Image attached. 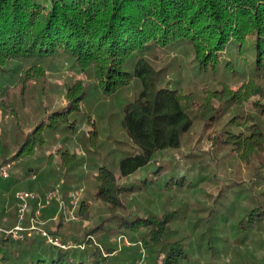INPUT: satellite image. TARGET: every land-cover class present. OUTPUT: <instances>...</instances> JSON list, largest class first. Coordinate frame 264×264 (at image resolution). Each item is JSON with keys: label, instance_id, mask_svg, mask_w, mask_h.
I'll return each mask as SVG.
<instances>
[{"label": "trees", "instance_id": "1", "mask_svg": "<svg viewBox=\"0 0 264 264\" xmlns=\"http://www.w3.org/2000/svg\"><path fill=\"white\" fill-rule=\"evenodd\" d=\"M247 46L254 53L249 83L230 88L222 77L218 81L222 92H211L206 85L200 102L195 93L184 92L178 80H167L165 70L154 66L158 55L189 51L195 57L198 76L217 81L216 74L222 70L232 76L237 73L236 64L228 59L223 63L222 56L232 51L242 56ZM16 61L27 66L23 78L9 69ZM60 61L94 74L95 84L73 85L67 93L68 106L50 116L47 113L25 133L22 126L29 115L22 112L32 99L27 94L39 80L45 83L49 68ZM0 78L4 80L0 111L16 122L12 137L19 146L9 158L6 139L0 134V166L14 164L11 177L0 181V223L9 209L15 214L16 192L33 191L34 186L36 191L42 186L47 191L54 189L39 181L37 168L24 164L25 158L47 145V131L64 125L77 133L78 123L86 121L94 129L93 145H98L97 120L82 109L89 87H96L105 97L122 95L125 99L118 119L131 149L115 170L102 167L92 176L94 199L105 207L109 217L104 222L108 224L102 222L87 230L84 239L67 250L49 246L38 237L19 242L2 239L3 264L22 259L24 264H121L120 250L110 239L123 235L138 253L148 252L146 264H188L185 240L173 235V216L150 213L141 217L131 212L123 197L161 185L165 191L190 186L186 176L195 175L194 167L205 180L219 181L213 167L198 153L182 152L184 138L197 127L208 141L229 147L252 170L251 183L237 181L230 187L235 190L229 202L236 198L234 210L242 214L237 230L241 238L235 241L231 264H264V127L255 116H245L243 121L234 116L232 123L241 127L240 132L210 133L221 115L212 106L213 97L222 106H242L259 95L263 100L257 106L264 109V88L259 84L264 82V0H0ZM134 87L136 91L129 97L126 92ZM56 154L49 156L48 164L59 158L60 169H53V174L67 176L61 191L68 202L70 173L80 166L81 157L67 145ZM35 177L39 180L33 181ZM223 192L220 197L227 202L229 191ZM79 215L82 221L92 219L85 201ZM11 220L8 226L15 217ZM63 225L54 234L67 242ZM219 243L210 241L215 246L208 244V251L223 249L218 248ZM256 253L263 258H256Z\"/></svg>", "mask_w": 264, "mask_h": 264}, {"label": "rangeland", "instance_id": "2", "mask_svg": "<svg viewBox=\"0 0 264 264\" xmlns=\"http://www.w3.org/2000/svg\"><path fill=\"white\" fill-rule=\"evenodd\" d=\"M156 57H158L154 60L156 69L158 71L165 70L164 75L167 80H178V86L184 92L195 93L199 102L206 90L204 89L206 85L210 87L211 92H215V90H217V94L222 92V87L218 83L222 77L227 81L230 88H237L238 85L249 83L254 63L252 48L247 46L242 56L232 51L230 55L222 56V60L223 63L227 59L235 63L237 73L232 76L222 70V72L216 74L217 81H214L210 76H198L197 64L194 61L195 57L189 51L176 55L168 54L165 57L161 55ZM9 69L16 70L15 76L23 78L26 75L27 66L25 63L16 61L9 64ZM95 77L94 74L83 73L71 68V65L67 64L66 61H60L56 65L51 66L45 76V83L44 80H39L27 94L32 99L28 102L27 111L22 112L25 116L29 115L22 126L23 131L28 133L32 128V123L45 119L47 113L50 116L57 111L65 109L69 104L67 99L68 90L77 83L85 85L95 84ZM34 82L35 80H32V83ZM3 83L4 80L0 78V87ZM259 84L264 88V82H259ZM136 88L128 89L127 95L132 97V93L136 91ZM262 100L258 95L242 106L234 104L222 106L218 98L213 97L212 106L217 110L219 109L221 115L217 125L210 133L212 132L214 136L216 133L219 134V132H240L241 127L232 123L234 116H237L236 120L239 119L240 121H243L245 116H255L258 123L264 127V109L262 111V108L257 106ZM124 102L125 99L122 95L105 97L96 87H89L82 109L83 113L97 120L98 145H93L91 137L94 129L86 121L78 123L77 133H73L71 129H67L65 128L66 126L63 127L64 125H62L63 128L58 126L53 131H47V145L37 150L32 157L24 159V164L30 163L31 166L39 170L41 180H39V177H35L33 181H43L46 182V185L49 184V186L60 188L61 190L63 181L67 177L62 174L66 171L61 173L62 177L54 175L53 169L57 171L60 169V161L58 157H55L48 164L49 156L56 154L60 148L67 145L71 153L81 157L80 166H77L70 173V187L71 191L80 190L82 192V200L86 202V206H90L92 219L91 221H82L80 219V222L75 224H64L62 234L68 240L67 242L75 244L81 242L87 230L102 224L109 217L108 213L105 212V207L94 199L96 185L92 176L102 167L115 170L125 152L131 151L130 147H128L130 143L120 129V120L118 119L122 111L121 105ZM15 124V121H12L11 118L0 111V134L6 139L9 158H12L19 150V146L13 143L12 137V132L16 128ZM206 136V134L202 135V128H195L184 138L182 152L187 154L198 153L204 162L208 161L213 167L219 181L210 182L211 178L205 180V176L200 175V171L194 167L193 174L197 175V179H193L195 175L192 174L186 176L190 186L186 185L183 188L165 191L163 185H161L147 192L126 195L123 200L132 213L141 217H145L150 213L155 215L170 213L173 216L171 228L174 238L185 240L187 244L190 258L188 264H231L233 255H235L233 254V248L236 246L235 241L241 238L237 230L238 225H240L238 219L242 214L239 213L237 208L234 210L237 204L236 198L229 202V198L232 197L231 194H234L233 190H235V188L232 189L230 187L237 181L251 183L252 170L229 147L216 146L212 144L211 140L208 141ZM91 150L92 152L89 154ZM124 183L125 181L121 182V184ZM37 189L35 186L32 188L33 192L41 194L47 191L46 186H42L40 191H36ZM224 189L229 191L227 202L222 201L223 196L220 197L224 193ZM219 197L221 198L220 200L218 199ZM14 206H16V200ZM58 207L56 202L51 207L56 208L52 217L59 211ZM10 212L11 216H9ZM15 214L9 209V212L5 215L7 219L9 216V222L15 217V223L17 224L19 222L17 208ZM52 217L44 218L47 221L45 227L55 233L58 230V225L50 221ZM106 224L108 223L104 222V225ZM38 238L41 239V237ZM110 240L111 244L120 250L118 253L120 259L118 261L121 264H126L127 261L132 264H146L148 252L142 250L138 253L129 237L123 235L117 238L112 237ZM210 241L220 242L218 248L223 249L219 248L218 252L216 249L215 251H208ZM210 245L211 247L215 246V244ZM238 247L240 248V246ZM251 247V249H254V246ZM237 251L239 250L237 249ZM255 256L259 259L263 258L257 253ZM24 261L25 259H22L14 263L11 260V262L6 261L5 264H24Z\"/></svg>", "mask_w": 264, "mask_h": 264}, {"label": "built area", "instance_id": "3", "mask_svg": "<svg viewBox=\"0 0 264 264\" xmlns=\"http://www.w3.org/2000/svg\"><path fill=\"white\" fill-rule=\"evenodd\" d=\"M13 163H6L0 166V181L8 180L11 177ZM16 208L19 222L14 227H4L0 223V241L9 239L15 242L24 241L27 238L41 237L49 246L60 249H70L77 244L66 242L60 236L49 231L45 226V212L54 203L58 204L59 211L50 219L55 224H75L80 222L79 211L81 208L82 192L73 190L69 194L68 202L63 198L60 188L50 189L44 193L33 191H18L15 194ZM0 264H3L0 254Z\"/></svg>", "mask_w": 264, "mask_h": 264}, {"label": "crops", "instance_id": "4", "mask_svg": "<svg viewBox=\"0 0 264 264\" xmlns=\"http://www.w3.org/2000/svg\"><path fill=\"white\" fill-rule=\"evenodd\" d=\"M62 195H63V193H62ZM54 211H55L54 208H50L49 210H47L45 212V217H48V218L52 217V215L54 214ZM5 222H6V224H5ZM8 223H9V219H7V218H4V220L1 222V224L7 228L14 227L16 225V223L14 222L11 226H8Z\"/></svg>", "mask_w": 264, "mask_h": 264}]
</instances>
